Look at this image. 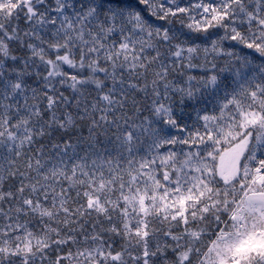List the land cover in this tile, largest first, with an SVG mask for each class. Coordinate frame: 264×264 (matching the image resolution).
I'll use <instances>...</instances> for the list:
<instances>
[{"label": "snow or ice", "instance_id": "1", "mask_svg": "<svg viewBox=\"0 0 264 264\" xmlns=\"http://www.w3.org/2000/svg\"><path fill=\"white\" fill-rule=\"evenodd\" d=\"M0 264H264V0H0Z\"/></svg>", "mask_w": 264, "mask_h": 264}, {"label": "rangeland", "instance_id": "2", "mask_svg": "<svg viewBox=\"0 0 264 264\" xmlns=\"http://www.w3.org/2000/svg\"><path fill=\"white\" fill-rule=\"evenodd\" d=\"M234 168H235V165H234V163L231 160L225 159V158H221V170H222V173L225 170L234 171Z\"/></svg>", "mask_w": 264, "mask_h": 264}]
</instances>
